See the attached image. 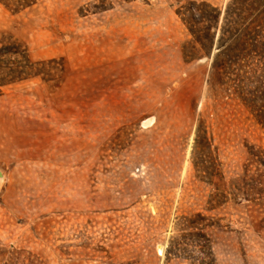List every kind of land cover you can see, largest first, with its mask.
<instances>
[{
  "label": "rangeland",
  "instance_id": "1",
  "mask_svg": "<svg viewBox=\"0 0 264 264\" xmlns=\"http://www.w3.org/2000/svg\"><path fill=\"white\" fill-rule=\"evenodd\" d=\"M28 1L0 3L40 62L0 85V264H264V128L229 86L264 85V0Z\"/></svg>",
  "mask_w": 264,
  "mask_h": 264
},
{
  "label": "trees",
  "instance_id": "2",
  "mask_svg": "<svg viewBox=\"0 0 264 264\" xmlns=\"http://www.w3.org/2000/svg\"><path fill=\"white\" fill-rule=\"evenodd\" d=\"M5 7L11 9L12 11H20L25 7L31 4V1L28 0H0ZM199 8H194L191 10L190 8H185L183 13L187 16L188 19L191 20L194 30H191L195 35V40L200 43V45H204V42L208 39V34L210 28L213 26V13L204 14V12L199 11ZM228 13V12H227ZM193 15H196L198 19H195ZM213 18V20H212ZM230 20L226 23L225 26L222 27L221 35L218 38L217 45V54L224 55L225 50L224 42L226 41V35L228 37H233L231 28L232 25L229 24ZM198 24H201L198 26ZM246 28H251L252 31L255 30L254 26H248ZM234 29V28H233ZM236 30V29H234ZM228 50V49H227ZM215 56V58H216ZM40 62H32L28 57L25 49L21 48V45L16 41H11L8 43H4L0 45V85H6L10 83H15L19 81H23L34 76L39 75V67ZM240 65H237V67ZM214 68L219 72L222 69V74L226 75V71L224 65H217L215 62ZM221 73V71H220ZM239 73H236V78H233L234 84L229 85L233 88L234 91L237 92L238 97L241 101L250 109V111L255 115L258 122L264 128V91L260 89V87H264V85H258L254 90H246L242 88L240 82L242 79L239 77ZM230 80V78H229ZM237 81V82H236ZM252 156H258V153H251ZM253 161H258L259 159L251 158ZM264 165V163L262 162ZM256 177L251 178L253 181H257L260 184H264V173L255 172Z\"/></svg>",
  "mask_w": 264,
  "mask_h": 264
},
{
  "label": "bare ground",
  "instance_id": "3",
  "mask_svg": "<svg viewBox=\"0 0 264 264\" xmlns=\"http://www.w3.org/2000/svg\"><path fill=\"white\" fill-rule=\"evenodd\" d=\"M0 175H2V172L0 171Z\"/></svg>",
  "mask_w": 264,
  "mask_h": 264
}]
</instances>
